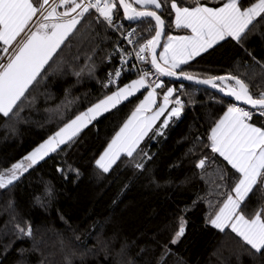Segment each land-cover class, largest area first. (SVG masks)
<instances>
[{
    "label": "trees",
    "instance_id": "1",
    "mask_svg": "<svg viewBox=\"0 0 264 264\" xmlns=\"http://www.w3.org/2000/svg\"><path fill=\"white\" fill-rule=\"evenodd\" d=\"M224 2L199 0L208 7ZM178 3L191 8L197 0ZM244 3L248 5L249 0ZM158 14L165 20V38L187 34L174 28L170 0ZM116 17L141 39L154 35L152 22L149 30L147 21L128 24L121 10ZM96 18L91 12L85 14L46 66V73L26 93L15 110L18 114L0 115V169L21 161L66 122L136 79L128 76L120 79L117 88L104 87L107 74L116 66L120 43ZM257 19L242 44L227 38L183 65V71L199 78L238 76L258 97L264 92V20ZM159 81L163 83L159 93L179 87L164 77ZM147 90L92 121L72 142L0 189V264H264V255L230 230L221 232L208 223L234 186L230 178L220 179L221 171L239 175L207 147L210 129L229 101L205 89L184 86L179 92L185 104L180 117L171 119L164 135L149 138L150 133L141 142L147 156L139 150L135 159L121 156L107 173L96 166ZM250 123L264 127V117L254 116ZM205 157V167L198 168ZM58 168L64 169L67 179ZM261 207L264 190L258 188L246 201L245 215L250 217ZM180 217L186 220V232L173 245L169 241ZM10 221L25 228L31 225L32 235H21ZM39 234L47 236L46 243L34 237ZM47 255L53 262L44 259Z\"/></svg>",
    "mask_w": 264,
    "mask_h": 264
},
{
    "label": "snow or ice",
    "instance_id": "2",
    "mask_svg": "<svg viewBox=\"0 0 264 264\" xmlns=\"http://www.w3.org/2000/svg\"><path fill=\"white\" fill-rule=\"evenodd\" d=\"M167 2L169 0H118V3L116 0H0V44L3 45L0 47V115L7 118L18 114L15 110L26 99V93L46 73V66L54 61L57 50L76 30L86 13L94 9L99 14L97 23L102 18L110 28L120 30L121 26L114 24V20L122 9L126 20L147 21L149 30H152L151 21L155 22L154 35L139 44V51L135 54L137 61L147 63L148 56L145 54L149 53L152 56V68L158 75L180 76L185 80H194L197 84L210 85L225 96L257 109L264 116V92L254 97L247 84L238 76L229 74L199 78L181 68V65L188 64L226 38L242 44L251 27H255L258 22L257 18L264 20V0H249L248 5H245L244 0H225L217 7L200 5L197 0V6L191 8L180 6L178 0H170L171 10L175 13V27L188 29L191 35H169L167 43L163 45V52L157 53L165 28V20L158 14V10L164 8ZM134 5H139V8ZM58 8H63V11H58ZM135 35V30L129 31L124 39L135 46L132 39ZM116 50L121 51L119 45ZM120 60V67L109 73L108 83L104 87L116 83L126 67L131 71L135 66H128L129 61L125 55H121ZM177 69L180 71L177 72ZM137 74L138 79L118 87L116 91L105 95L86 111L66 122L21 161L0 169V189L12 185L38 161L56 152L61 145L72 142L97 117L117 108L122 101L141 89L150 90L95 163L107 173L121 156L135 159L134 153H138V150L147 156L148 153L140 148L141 142L150 133L152 137L149 138L164 135V129L169 126L171 119L180 117L183 102L174 97L172 88L163 93L162 103L159 102L160 94L156 89L162 88L163 83L158 78L150 80L151 73L147 70L138 69ZM76 75L79 76L80 73ZM170 104L175 106L169 108ZM253 116V112L229 104L223 116L210 129V143L207 147L223 157L227 165L239 175L221 171L220 179L228 177L234 186L230 188L227 198L214 216L209 217L208 223L221 232L230 228L255 253L264 255V207L250 217L244 212L250 195L258 188L264 190V127L250 123ZM161 117H164L162 121ZM158 121H161L159 125ZM206 162L207 157L200 159L196 166L204 168ZM135 166L143 168L144 165L136 163ZM57 171L67 179L63 168H58ZM51 191L49 188L45 189L48 195H51ZM17 229L23 236L32 235L31 225L25 228L18 224ZM185 232L186 220L180 217L178 228L169 243L177 244ZM164 248L166 252L171 251L168 244Z\"/></svg>",
    "mask_w": 264,
    "mask_h": 264
},
{
    "label": "built area",
    "instance_id": "3",
    "mask_svg": "<svg viewBox=\"0 0 264 264\" xmlns=\"http://www.w3.org/2000/svg\"><path fill=\"white\" fill-rule=\"evenodd\" d=\"M90 12L93 13L96 17H98V15H99L98 13L95 12L94 9L91 10ZM35 19L36 18H34V20ZM100 19L103 22V19L102 18H100ZM103 23L106 24L105 22H103ZM114 24L121 26L120 30H116L115 28H110L107 24L106 25L111 29V31L119 39L121 51H119V52L117 51L115 53L114 59H115V62H116V66L110 72H114L115 68L120 67V64H121L120 57H121V55H125L127 57L128 61H129V65H128L129 67L132 66L133 64L135 66L132 67L131 71H128V67H126L125 70L122 73V76L118 79V81L116 83L110 84L106 88H117L119 86L120 79H123L124 77L126 78L128 76H131V77H134V78L138 79V74H137V70L138 69H144V70L149 71L150 73H151V70H152V67H151V54H149V53L145 54V55L148 56L147 63H142L140 61H137L136 60V55H135L136 52L139 51V44L140 43H144L146 41V39H149V38L141 39L136 34L134 37H132L133 41L135 42V46H134V44H130L127 39H124V36H126L129 31L134 30V28L133 27H125L124 23L121 20H114ZM33 30H35L34 27H33ZM124 50H126V51H124ZM128 54H130V55H128ZM107 63H110V60H107ZM109 73L106 76L104 84L108 83V75H109ZM183 87H184L183 85H179L178 89H175L176 98H179L181 101H182V99L180 97L179 92L183 89ZM231 104H233V103H231ZM171 106L174 107L175 104H171ZM236 106L237 107H241V106H238V105H236ZM184 107H185V104L183 102V108ZM241 108H244L247 111L253 112L254 116L264 117V116L260 115L258 111H252V110H249L248 108H245V107H241Z\"/></svg>",
    "mask_w": 264,
    "mask_h": 264
},
{
    "label": "water",
    "instance_id": "4",
    "mask_svg": "<svg viewBox=\"0 0 264 264\" xmlns=\"http://www.w3.org/2000/svg\"><path fill=\"white\" fill-rule=\"evenodd\" d=\"M117 3H118V0H117ZM120 10H121L122 15H123V18H124L123 10H122V9H120ZM149 19H150V18H149ZM124 20H125L128 24H130V25H135V24H137V23L139 22V21H128V20H126L125 18H124ZM151 22H152L153 24H155L154 21H151ZM164 38H165V28H164V32H163V34L161 35V38H160V45H159V46L157 47V49H156V52H157V53L160 52V48H161V46H162V43H163V41H164ZM151 59H152V56H151ZM151 67H152V65H151ZM152 69L155 71L154 68H152ZM162 77H164V78L168 79L170 82L175 83V84H178V85H183V86H193V87H197V88L205 89V90H207V91H210V92L215 93V94L218 95L220 98L225 99V100L229 101L230 103H233V104L238 105V106H241V107L248 108L249 110H252V111H257V109H253L250 105L243 104L242 102H237V101L234 100V98H232V97H228V96H225L223 93L219 92L218 89H216V88H212L210 85L197 84L194 80H193V81L185 80V79H183V78L180 77V76H162ZM217 83H219V82H217ZM231 83H234V81L231 82Z\"/></svg>",
    "mask_w": 264,
    "mask_h": 264
},
{
    "label": "crops",
    "instance_id": "5",
    "mask_svg": "<svg viewBox=\"0 0 264 264\" xmlns=\"http://www.w3.org/2000/svg\"><path fill=\"white\" fill-rule=\"evenodd\" d=\"M134 6L137 7V8H139V5H134ZM196 6H197V5H196ZM194 7H195V6H194ZM173 14H174V19H175V13L173 12ZM173 21H174V20H173ZM174 28L177 29V28L175 27V23H174ZM177 30H184V31H186L187 34H184V35H189V32H190V30H188V29H182V28H181V29H177ZM190 35H191V32H190ZM175 36H182V35H175ZM226 39H227V38H226ZM230 39H231V38H230ZM234 41H235V40H234ZM220 42H221V41H220ZM1 45H2V44H1ZM214 46H215V45H214ZM214 46H213V47H214ZM2 47H3V45H2ZM213 47H212V48H213ZM210 49H211V48H210ZM210 49H208V50H210ZM208 50H207V51H208ZM207 51H206V52H207ZM161 52H163L162 47L160 48V52H159V53H161ZM203 53H205V52H202L201 54H203ZM201 54H200V55H201ZM200 55H199V56H200ZM197 57H198V56H197ZM197 57H195V58H197ZM195 58H194V59H195ZM192 60H193V59H192ZM192 60H190V61H192ZM190 61H189V62H190ZM161 63H162V62H161ZM182 66H183V65H181V67H182ZM178 70H179V69H177V71H178ZM150 78H151V77H150ZM152 78H153V76H152ZM152 78H151V79H152ZM170 88H172V89L174 90V97L176 98V95H175V87H170ZM158 89H160V88H158ZM158 89H156V92L158 91ZM142 90H144V89H141L140 91H142ZM148 90H150V89H148ZM148 90H147V91H148ZM140 91H139V92H140ZM166 91H167V89H166L164 92H166ZM139 92H138V93H139ZM164 92H161V93L157 92V93L160 94V96L158 97V101L161 102V103H162V95H163ZM136 94H137V93H136ZM136 94H135V95H136ZM146 95H147V92H146V94H145L144 96H146ZM133 96H134V95H133ZM133 96H132V97H133ZM130 98H131V97H130ZM143 99H144V97H143ZM143 99H142V100H143ZM127 100H128V99H127ZM125 101H126V100H125ZM123 102H124V101H123ZM169 108H171V104L169 105ZM104 114H105V113H104ZM149 114H150V113H149ZM101 116H102V115H101ZM99 117H100V116H99ZM161 118H162V117H161ZM63 145H64V144H63ZM61 146H62V145H61ZM61 146H60V147H61ZM30 153H31V152H30ZM30 153H29V154H30ZM51 154H52V153H50L49 155H51ZM217 154H218V153H217ZM49 155H48V156H49ZM218 155H219V154H218ZM48 156H46L45 158H47ZM219 156H220V155H219ZM220 157H221V156H220ZM45 158H44V159H45ZM221 158L223 159V157H221ZM44 159H43V160H44ZM43 160L38 161V163H40V162L43 161ZM25 163H28V162L25 161ZM38 163H37V164H38ZM226 163H227V162H226ZM229 166H230V165H229ZM230 167H231V166H230ZM233 170H234V169H233ZM233 195H235V194L233 193ZM215 229H216V228H215ZM216 230H218V229H216ZM226 230H230V231H231L230 228H228V229H226ZM218 231H219V230H218ZM234 234H235V233H234Z\"/></svg>",
    "mask_w": 264,
    "mask_h": 264
},
{
    "label": "rangeland",
    "instance_id": "6",
    "mask_svg": "<svg viewBox=\"0 0 264 264\" xmlns=\"http://www.w3.org/2000/svg\"><path fill=\"white\" fill-rule=\"evenodd\" d=\"M189 35H190V32H189ZM167 38H168V36L164 39V41H163V43H162V49H163V45L165 44V43H167ZM151 74H153V75H155L156 77L153 79H151L150 78V80H155V79H159L160 80V78H162V76H160V75H158L156 72H151ZM175 89H178L177 87H175ZM138 93V92H137ZM135 95V94H134ZM132 97V96H131ZM130 98V97H129ZM128 98V99H129ZM125 101V100H124ZM123 102V101H122ZM98 118V117H97ZM16 182V181H15ZM10 222H12V223H14V226L17 228V225L19 224V223H16V222H14V221H10ZM21 225V224H20ZM23 226V225H22ZM24 227V226H23ZM2 235H4L3 233H2ZM34 237L36 238V239H38L39 241H44L45 243H46V238H47V236L46 235H44V236H41L40 234L39 235H34ZM46 245V244H45ZM47 245H46V247H45V249L44 250H46L47 251ZM44 259H48L49 261H51V262H53V259L50 257V256H44ZM50 264H52V263H50Z\"/></svg>",
    "mask_w": 264,
    "mask_h": 264
}]
</instances>
